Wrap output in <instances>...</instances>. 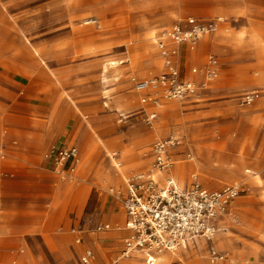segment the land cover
<instances>
[{
	"label": "rangeland",
	"instance_id": "374dc122",
	"mask_svg": "<svg viewBox=\"0 0 264 264\" xmlns=\"http://www.w3.org/2000/svg\"><path fill=\"white\" fill-rule=\"evenodd\" d=\"M187 17L223 18L213 45L199 52L202 60L218 54L221 75L197 98L162 100L148 123L144 111L154 108L132 87L161 71L150 38ZM89 18L102 27L85 24ZM111 60L121 63L111 67ZM1 69H15L23 85L0 82V130H7L0 133V162L8 165L0 173V217L7 228L30 217L32 229L0 233V264H78L86 245L103 252L109 238L122 241L124 208L111 188L152 167L157 139L178 140L171 171L180 184L196 174L210 189L244 186L231 229L215 237L216 248L233 259L224 264H264V0H0ZM246 90L259 92L251 104L240 98ZM55 142L79 151L62 175L43 157ZM28 156L44 161L29 171L15 163ZM6 200L16 208L3 209ZM60 209L62 218L52 222ZM75 218L82 244L71 230ZM106 221L113 231H93ZM183 246L160 254L156 264H209L204 240Z\"/></svg>",
	"mask_w": 264,
	"mask_h": 264
},
{
	"label": "built area",
	"instance_id": "2783aa9c",
	"mask_svg": "<svg viewBox=\"0 0 264 264\" xmlns=\"http://www.w3.org/2000/svg\"><path fill=\"white\" fill-rule=\"evenodd\" d=\"M85 21V24L102 27L98 18ZM222 21L223 18L187 17L175 21L162 33L157 45L164 60L163 70L136 81L133 87L140 95L142 104L156 108L162 100L194 98L218 77L220 61L215 55H209L203 68L192 67L191 73L195 77L191 78L182 77L176 56L178 45L187 43L194 46L204 35L216 32ZM169 42L173 45H169ZM200 74L202 79L196 77ZM258 97L259 92L253 90L245 93L241 100L243 104H251ZM144 113L148 123L157 118L155 110H145ZM176 143L179 142L175 139L154 141L151 145L152 167L127 177L124 187L111 188L124 208V228L128 234L123 238V249L109 264H126L133 254H140L147 264H154L160 254L174 252L197 239H204L208 243L213 264H221L228 259L227 252L216 248L215 237L230 231L228 220H234L231 207L245 188L240 183H231L210 189L200 182L196 174L187 186H179L170 173L173 159L169 149ZM78 154L76 146L62 144L51 147L46 158L52 162L53 169L62 175L66 168H73ZM110 228V224H99L95 230ZM73 231L80 232V229L73 228ZM76 242H82L79 233ZM94 259V251L86 247L79 256V263L95 264Z\"/></svg>",
	"mask_w": 264,
	"mask_h": 264
},
{
	"label": "crops",
	"instance_id": "0c3cea01",
	"mask_svg": "<svg viewBox=\"0 0 264 264\" xmlns=\"http://www.w3.org/2000/svg\"><path fill=\"white\" fill-rule=\"evenodd\" d=\"M181 19H185V18H180V19H177V20H181ZM177 20H175V21H177ZM175 21H173L171 24H169V25H167V26H164V27H162L158 32H156L154 35H153V37L152 38H150V39H152V41H153V43H154V45H155V48H156V52H157V56H158V59L161 61V63H162V68H161V71L163 70V68H164V60H163V57H162V55H161V53H160V50H159V48H158V45H157V41H158V39L160 38V36L162 35V33L165 31V30H168L169 28H170V26L175 22ZM85 23V22H84ZM83 25V24H82ZM220 29H222V23H220V25H219V30ZM219 30H217L216 32H214V33H210V34H206V35H204L194 46H191V45H189V44H187V43H184V44H180V45H178L177 47H178V54H177V56H176V63H177V65H178V67H179V69H180V71H181V75H182V77H185V78H191V77H195L192 73H191V68L192 67H194V66H198V67H200V68H203V66H204V64L206 63V61H207V59H208V57H209V55H211V54H213V55H215L218 59H219V61H220V71H219V75H218V77L216 78V79H214V80H212L209 84H208V86L206 87V88H204V89H202L201 91H200V93H199V95L200 94H202L204 91H206V90H211V89H213V87L215 86V84H217V82H218V80H219V77H220V75H221V72H222V62H221V60H220V57L218 56V54L217 53H215V52H213V51H210L207 55H206V57H205V59L204 60H202L201 58H200V50H201V48L203 47V45L206 43V44H210V45H213V43H214V39L216 38V36H217V34H218V32H219ZM146 39H148L147 37H146ZM140 44H138L137 45V47L139 46ZM169 45H173L172 44V42H169ZM38 52V51H37ZM193 63V65L191 66V68H190V70L188 71L187 69H186V63ZM119 63H121V61H118V64ZM109 64V63H108ZM117 64V65H118ZM160 71V72H161ZM159 72V73H160ZM158 73V74H159ZM19 74H17L16 72H15V69H7V70H3V69H1L0 70V82L2 83V86L3 87H7V85H6V83H9L10 85H11V87L12 88H15V89H21V87H22V85H23V83H22V80H21V78H20V76H18ZM198 79H202V74H200V75H198V76H196ZM41 77H40V73H38L37 74V76H35V78H34V83H36L37 82V85L36 86H33V89H34V91L35 92H38V90L40 89V87H41V79H40ZM146 78H148V77H146ZM142 79H145V78H142ZM139 80H141V79H139ZM138 81V80H137ZM0 83V84H1ZM135 84V83H134ZM133 87H134V85H133ZM133 87H132V91L134 92V93H136L135 91H134V89H133ZM251 91H253V90H246V91H244L243 93H242V95L240 96V98L242 99V97H243V95L245 94V93H248V92H251ZM258 91V90H257ZM136 94H138V93H136ZM139 95V94H138ZM198 95V96H199ZM140 96V95H139ZM197 96V97H198ZM197 97H194V98H197ZM142 103V102H141ZM144 105V104H143ZM162 106V103H161V105L160 106H158V107H156V108H154L153 110H155V111H157V116H158V108L159 107H161ZM45 111H47V112H49V111H51V107H49V108H45L44 109ZM146 110V109H145ZM147 111V110H146ZM60 131H61V133H62V131H64V130H66L65 129V126H63V127H61L60 129H59ZM0 133H3L4 135L5 134H7V130L5 129V130H0ZM47 134H51L50 132H48ZM2 135V134H1ZM157 140H159V139H157ZM156 141V140H155ZM15 144H17V141L15 140ZM62 144H65V143H58V142H55V143H53V144H51L48 148H47V150H46V152L44 153V155H43V157H44V159L45 160H48V161H50L49 159H47L46 158V154H47V152H48V150L51 148V147H53V146H59V145H62ZM67 145V144H66ZM71 145H74V144H71ZM74 146H76V145H74ZM77 147V146H76ZM171 149L172 148H170L169 149V153L171 154V156L173 155V153L171 152ZM4 149H3V146L1 147V150H0V159H4L5 158V153H4V151H3ZM44 159H41L40 158V156H39V158H37V156H28V158H27V160H23V159H21V158H17V160H15V163L16 164H18L19 166H24L25 168H26V170H32L33 168H34V166L36 167V166H38V164L39 163H42L43 161H44ZM29 163V164H28ZM27 164V165H26ZM35 164V165H34ZM16 166V165H15ZM8 167V165L7 164H5V163H3V162H0V173H1V175L2 174H4V173H6V172H4V170L6 169ZM69 167V166H68ZM14 168H17V167H14ZM44 169V164H43V166H41V167H39V170H43ZM3 170V171H2ZM35 170H38V168L37 169H35ZM178 170L180 171V169L178 168ZM171 173V175L173 176V174H172V171L170 172ZM160 177L161 178H163V175H161L160 174ZM173 178H174V176H173ZM175 179V181L177 182V184L179 185V186H181V187H185V186H187L186 184H184V185H182V184H180V182L176 179V178H174ZM124 185H125V182H124ZM45 188H53L52 187V185L50 184V185H46V187ZM240 197V196H239ZM5 202V201H4ZM1 207H3V209H5V210H7V211H10L11 209H15L16 207L15 206H9V204L7 203V200H6V203H5V205L4 206H1ZM233 209H234V204L232 205V207H231V214L233 215ZM62 215H63V209L61 210H59L57 213H56V215L54 216V217H51V221L52 222H54V223H57L61 218H62ZM124 215H125V211H124ZM28 219H30V217H22V221H20V223H17L19 226L18 227H14V228H7V223L6 222H3V219L0 217V233H1V235H3V234H9L10 232L11 233H13V232H15V231H17V232H27V231H29L30 229H32V226H31V223H30V221L28 220ZM125 219H126V216H125ZM125 219H124V224H125ZM19 222V221H18ZM76 222H77V218H75V224L73 225V228H79L80 229V232H74L73 231V228L71 229L72 230V232L73 233H75V239H74V241H75V243L76 244H82V243H84L85 242V239H84V236H83V229H82V227H81V225H80V223H77L76 224ZM228 222L230 223V225H232V222H231V220H228ZM53 224V223H52ZM99 224H110L111 225V228L110 229H107V230H103V231H96L95 230V228H96V226L97 225H99ZM3 225H6V229H3ZM114 230V226H113V224H111L110 222H108V221H106V222H98L95 226H94V229H93V231L95 232V233H97V234H99V233H103V232H110V231H113ZM122 230L124 231V233H125V235L123 236V238L128 234V231L127 230H125V228H124V225H123V228H122ZM3 232H5V233H3ZM78 233L80 234V236L82 237V242L81 243H77L76 242V237H77V235H78ZM225 234V233H224ZM220 235V234H219ZM5 238H7V237H5ZM123 238H122V241H118V240H116V239H114V238H109L108 240H106V241H104L103 242V248H104V250H103V252H97V250L95 249V247L94 246H91V245H86L84 248H83V250L86 248V247H89V248H91L93 251H94V254H95V259H94V261H95V264H109V262L111 261V259L113 258V257H115V256H117L120 252H121V250L123 249ZM7 240V239H6ZM200 240H204V239H197L195 242H191V243H189V244H186L185 246H183L182 247V249H185V250H188V247L189 246H193V247H196V245L198 244V242L200 241ZM205 241V240H204ZM206 242V241H205ZM207 243V242H206ZM208 244V243H207ZM216 244V243H215ZM120 245H121V249L119 250V251H114V250H112V249H115V248H117V247H120ZM179 249H181V248H179ZM82 250V251H83ZM82 251L80 252V253H78V264H80L79 263V256H80V254L82 253ZM228 253V252H227ZM105 256V258H104V256ZM158 258V257H157ZM157 260V259H156ZM144 262V264H147L146 262H145V258H144V256H142V255H140V254H133L132 255V257L131 258H129V259H127L126 260V264H139L140 262ZM233 261V259L232 258H230V254L228 253V259H226V260H224L221 264H224V263H226V262H232ZM208 262H209V264H213V262L211 261V258H210V255H209V252H208ZM154 264H156V261L154 262Z\"/></svg>",
	"mask_w": 264,
	"mask_h": 264
},
{
	"label": "bare ground",
	"instance_id": "6f19581e",
	"mask_svg": "<svg viewBox=\"0 0 264 264\" xmlns=\"http://www.w3.org/2000/svg\"><path fill=\"white\" fill-rule=\"evenodd\" d=\"M85 22H86V21H85ZM117 64H118V61H115V60H111V61L109 62V65H111V67H115ZM163 260H165V258H164Z\"/></svg>",
	"mask_w": 264,
	"mask_h": 264
}]
</instances>
